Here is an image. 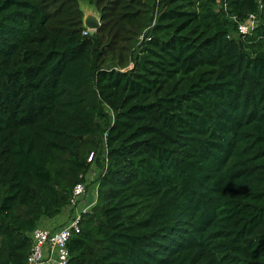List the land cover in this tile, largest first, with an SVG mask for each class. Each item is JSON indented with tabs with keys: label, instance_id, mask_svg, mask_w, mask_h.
<instances>
[{
	"label": "trees",
	"instance_id": "16d2710c",
	"mask_svg": "<svg viewBox=\"0 0 264 264\" xmlns=\"http://www.w3.org/2000/svg\"><path fill=\"white\" fill-rule=\"evenodd\" d=\"M92 152L69 264H264V0H0V264Z\"/></svg>",
	"mask_w": 264,
	"mask_h": 264
},
{
	"label": "built area",
	"instance_id": "2783aa9c",
	"mask_svg": "<svg viewBox=\"0 0 264 264\" xmlns=\"http://www.w3.org/2000/svg\"><path fill=\"white\" fill-rule=\"evenodd\" d=\"M260 15L252 13L245 21L238 24L239 32L251 34L260 23ZM93 32L85 30V34ZM94 152L88 158L92 162L90 172L77 183L70 198L69 206L63 216L57 219L52 227L37 226L31 234L32 247L27 258V264H69L71 258V239L82 232V216L89 212L98 199L99 169L94 162ZM93 197L89 201V197Z\"/></svg>",
	"mask_w": 264,
	"mask_h": 264
},
{
	"label": "water",
	"instance_id": "95a60500",
	"mask_svg": "<svg viewBox=\"0 0 264 264\" xmlns=\"http://www.w3.org/2000/svg\"><path fill=\"white\" fill-rule=\"evenodd\" d=\"M84 25L93 32L97 31L101 26L100 14L87 13L84 17Z\"/></svg>",
	"mask_w": 264,
	"mask_h": 264
},
{
	"label": "rangeland",
	"instance_id": "374dc122",
	"mask_svg": "<svg viewBox=\"0 0 264 264\" xmlns=\"http://www.w3.org/2000/svg\"><path fill=\"white\" fill-rule=\"evenodd\" d=\"M81 6H82V9H83L85 15L87 13H96V14H99V11L96 8V6L94 4H92L91 2L82 1L81 2Z\"/></svg>",
	"mask_w": 264,
	"mask_h": 264
},
{
	"label": "crops",
	"instance_id": "0c3cea01",
	"mask_svg": "<svg viewBox=\"0 0 264 264\" xmlns=\"http://www.w3.org/2000/svg\"><path fill=\"white\" fill-rule=\"evenodd\" d=\"M93 197H89V201L92 200ZM57 223L56 218H48V219H42L38 224L39 226H44V227H52Z\"/></svg>",
	"mask_w": 264,
	"mask_h": 264
}]
</instances>
